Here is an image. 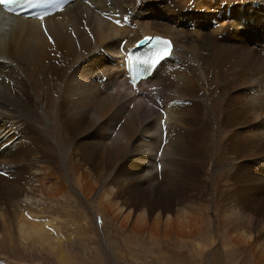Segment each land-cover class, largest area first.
<instances>
[{
    "label": "bare ground",
    "instance_id": "bare-ground-1",
    "mask_svg": "<svg viewBox=\"0 0 264 264\" xmlns=\"http://www.w3.org/2000/svg\"><path fill=\"white\" fill-rule=\"evenodd\" d=\"M144 35L170 38L174 57L139 97L122 60ZM70 180L141 239L264 264V0H83L43 21L0 17V242L74 264L65 221L43 205Z\"/></svg>",
    "mask_w": 264,
    "mask_h": 264
},
{
    "label": "rangeland",
    "instance_id": "rangeland-1",
    "mask_svg": "<svg viewBox=\"0 0 264 264\" xmlns=\"http://www.w3.org/2000/svg\"><path fill=\"white\" fill-rule=\"evenodd\" d=\"M228 15L221 16L220 21H212L213 24L209 23L207 29L215 28L228 20ZM142 19L143 17L139 18ZM253 21L257 29L255 20ZM186 28L197 27L189 24ZM61 170L65 171L63 165ZM73 181L68 182L69 196L64 201H46L48 203L44 202L43 205L65 221L63 231L66 239H69L65 244L76 261L74 264H211L209 253L203 249L199 251L190 239L185 242H180L176 237L162 238L163 240L141 239L129 231H123L111 221V217L102 214L98 206L90 207ZM8 243L7 240L0 242L1 264H58L55 256L50 255L42 246L28 247L20 243ZM218 264H223V261Z\"/></svg>",
    "mask_w": 264,
    "mask_h": 264
},
{
    "label": "snow or ice",
    "instance_id": "snow-or-ice-1",
    "mask_svg": "<svg viewBox=\"0 0 264 264\" xmlns=\"http://www.w3.org/2000/svg\"><path fill=\"white\" fill-rule=\"evenodd\" d=\"M32 3V0H0V5H4L9 10H12L11 6L14 4H28ZM40 19H43V16L40 17ZM162 44L165 45V47L156 53V60H163L165 57L169 56L171 54V46L168 41H161Z\"/></svg>",
    "mask_w": 264,
    "mask_h": 264
}]
</instances>
